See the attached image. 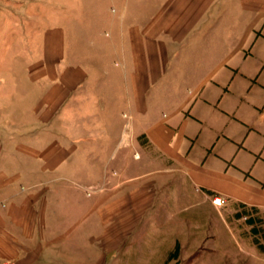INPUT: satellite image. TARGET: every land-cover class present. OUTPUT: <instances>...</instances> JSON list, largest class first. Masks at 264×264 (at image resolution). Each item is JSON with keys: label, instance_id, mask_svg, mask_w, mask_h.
Returning a JSON list of instances; mask_svg holds the SVG:
<instances>
[{"label": "rangeland", "instance_id": "374dc122", "mask_svg": "<svg viewBox=\"0 0 264 264\" xmlns=\"http://www.w3.org/2000/svg\"><path fill=\"white\" fill-rule=\"evenodd\" d=\"M167 3L169 0H0V133L5 135V149L12 151L18 144L39 150L50 146L61 133L60 139L76 149L63 161L58 190L72 199L71 205L62 201L41 254L20 264H264V209L195 193L192 188L189 191L176 174L160 177L159 186L145 182L160 167L166 174V162L137 134L150 124L141 113L147 109V114L159 117L175 107L165 100L177 103L190 95L196 100L197 85L189 79L202 82L218 59L212 22L219 4L212 1L207 7V24L195 25L190 40L174 46L177 52L168 57L161 77L140 88L137 97L127 83L125 105L121 92L112 85L103 87L108 77L118 81L117 72L104 74L95 68H115L121 58L120 34L127 38L130 28H141L148 40L163 33L166 41L164 25L151 30ZM125 42L127 56L128 38ZM184 50L187 53L180 55ZM194 50L204 54V70L189 66ZM126 65L129 68L128 60ZM71 69L81 70L82 78L60 84L61 75L72 76ZM213 83L210 80L207 86ZM250 84L245 87L241 80L234 82L229 116L240 101L263 100L264 72ZM103 88H107L104 96L109 101L101 103ZM42 100L50 102L43 104ZM261 110L264 114V108ZM193 112L204 115L199 106ZM122 131L125 149L111 152ZM210 135L202 130L197 145L190 149V158L200 156ZM258 170L259 165L254 172ZM140 182L147 183L146 191L155 195L141 201L140 215L135 203L128 202L125 226H118L117 214L105 218V224L89 209L91 204L128 194ZM6 262L17 264H0Z\"/></svg>", "mask_w": 264, "mask_h": 264}, {"label": "crops", "instance_id": "0c3cea01", "mask_svg": "<svg viewBox=\"0 0 264 264\" xmlns=\"http://www.w3.org/2000/svg\"><path fill=\"white\" fill-rule=\"evenodd\" d=\"M212 1L219 4L212 22L217 36L213 49L218 59L216 64L211 65L214 68L210 75H205L202 82L200 78L189 79L191 84L197 85L194 93L196 100H191L192 95L177 103L178 100H165L167 105L175 104V107L159 117L147 114V109L141 113L150 124L142 127L137 134L147 139L151 150L166 162V174H162L164 168L160 167L161 170L151 174V180L145 182L150 186H159L160 177L176 174L181 177V186L188 187L189 191L192 188L195 193L200 191L247 207L264 209V114L261 110L264 108V86L263 100L240 101L235 106V113L230 116L228 110V106L232 107L229 100L234 82L241 80L246 87L255 83L264 72V0H169L156 16L151 30L155 32L164 25L166 41L161 32L157 33H161L162 37L148 40L141 28H130L128 37L125 35L129 41V54L126 56L124 51L127 38L121 33L118 54L121 58L115 68H95L104 74L117 72L118 81L108 77L103 80V87L112 85L121 92V102L125 105L128 86L131 85L134 97H137L140 88L148 87L165 72L168 57L177 52H174V46L189 39L195 25L207 24V7ZM222 2L226 6L223 7ZM185 53L184 50L179 54L183 56ZM203 55L201 51H192L189 56L192 64L189 66L194 65L198 71L204 70L207 65ZM127 60L129 68H126ZM70 73V77L66 73L61 75L60 84L75 77L79 80L83 75L79 69H71ZM210 80L214 82L211 87L207 86ZM107 88L102 89L101 103L109 101L104 96ZM255 95L256 92L253 93ZM42 101L43 104L50 102ZM197 106L205 116L200 117L193 112ZM206 121L210 123L206 124ZM190 125L191 131L188 130ZM205 129L212 133L210 139L203 145L204 150L199 157L190 158L191 147L197 145L199 134ZM131 130L134 135V128ZM119 135L120 140L111 152L123 150L127 145L124 143L125 133L122 131ZM61 136L62 133L60 137L55 135L50 146L44 145L39 150H27V146L16 144L15 149L9 151L5 149V135L0 133V262L30 263L31 258L40 255L46 232L60 211L62 201L71 205L72 199L64 198L67 195L58 194V190L63 177V161L76 149L67 141L63 142ZM226 146L228 148L224 150ZM244 155H249L248 161L244 160ZM257 165L259 170L255 173ZM145 184L140 182L128 194H118L99 205L91 204L89 209L105 224V218L117 214L118 226H125L128 202L135 203L133 207L140 215L141 201L152 199L155 195L146 191ZM111 192L115 193L114 190ZM180 211L183 214L184 210ZM169 216H173L172 212Z\"/></svg>", "mask_w": 264, "mask_h": 264}, {"label": "built area", "instance_id": "2783aa9c", "mask_svg": "<svg viewBox=\"0 0 264 264\" xmlns=\"http://www.w3.org/2000/svg\"><path fill=\"white\" fill-rule=\"evenodd\" d=\"M215 202H216V203H219V199H215ZM2 264H13V263H8V262H6V263H2Z\"/></svg>", "mask_w": 264, "mask_h": 264}, {"label": "trees", "instance_id": "16d2710c", "mask_svg": "<svg viewBox=\"0 0 264 264\" xmlns=\"http://www.w3.org/2000/svg\"><path fill=\"white\" fill-rule=\"evenodd\" d=\"M242 206V205H241Z\"/></svg>", "mask_w": 264, "mask_h": 264}]
</instances>
